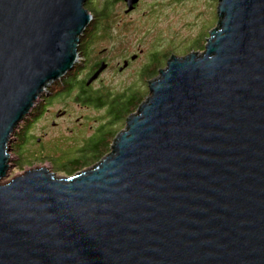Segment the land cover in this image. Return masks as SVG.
Returning <instances> with one entry per match:
<instances>
[{
  "label": "water",
  "instance_id": "95a60500",
  "mask_svg": "<svg viewBox=\"0 0 264 264\" xmlns=\"http://www.w3.org/2000/svg\"><path fill=\"white\" fill-rule=\"evenodd\" d=\"M86 2L0 0V264H264V0H218L204 52L171 56L94 167L1 184L20 123L77 62Z\"/></svg>",
  "mask_w": 264,
  "mask_h": 264
},
{
  "label": "rangeland",
  "instance_id": "374dc122",
  "mask_svg": "<svg viewBox=\"0 0 264 264\" xmlns=\"http://www.w3.org/2000/svg\"><path fill=\"white\" fill-rule=\"evenodd\" d=\"M89 1L90 5H95L98 8L105 2V0H87V2ZM114 3L110 5L109 14L103 20V23L106 22L107 29L104 30L105 32L96 33L93 42L87 46L89 48L84 49L86 56H83L82 52L78 54L75 64H79V70L72 75V80L85 81L95 62L99 59L107 60V64H109L107 69L103 70L98 79L93 81L88 88L92 95H102L100 98L105 104L100 108L94 104H90L88 108H80L73 102L72 98L76 95L74 90L73 93L64 97V101L60 98L54 100V110L65 106L70 113L69 117L60 119V125L52 128L50 125L48 126L50 121L46 117L49 114L46 113L44 115L46 121L42 119L30 131L39 134V128L47 126V130L52 132L54 137L58 136L61 139L57 145L46 151L56 155V160L50 162L56 168L61 169L62 165H65L64 160L75 157L77 151L80 152L86 146H90V139L99 133L102 126H105L103 140L107 139L113 130L120 132L124 129L126 120L106 126L111 120V116L108 115L109 103L111 104L112 100L119 97L126 96L115 104V106L119 104L118 107L126 111L128 100L132 95L138 97V95L145 94V99L149 97L148 84L159 74L151 79L146 78L144 68L151 62V56L154 53L162 56L160 70L166 67L168 59L165 58V55L183 57L191 52L201 55L204 52L210 31L217 26L219 21L218 0H139L136 8L127 14L124 13L126 5L123 1ZM133 56H135L134 59L131 58ZM124 60L129 64L122 68ZM118 67H121L122 70H118ZM61 80L51 84L42 96L48 94L52 85ZM57 89L59 88L56 87ZM78 117L81 118L80 124L74 121ZM24 136L25 133L19 136V139L23 140ZM114 140L105 156L110 153ZM45 156V159H48V155L45 154ZM99 161L84 167L79 172L94 167ZM13 167L8 171L7 177L1 181V184L31 169L22 167L14 169ZM39 167L47 168L52 172L48 163L32 168ZM54 175L56 177L71 176L69 173L66 175L63 172Z\"/></svg>",
  "mask_w": 264,
  "mask_h": 264
},
{
  "label": "flooded vegetation",
  "instance_id": "af4514ba",
  "mask_svg": "<svg viewBox=\"0 0 264 264\" xmlns=\"http://www.w3.org/2000/svg\"><path fill=\"white\" fill-rule=\"evenodd\" d=\"M124 2V0H121ZM125 3V2H124ZM137 6V4H136ZM134 7V9L136 8ZM135 58V56H133ZM132 58V57H131ZM105 59H99V61L95 62L92 65L91 73L86 77V80H72L70 83L67 84V86L72 87V93L75 90V94L73 96V102L77 104L80 108H88L90 107V103L84 102L82 97L79 95L82 93V91H86L89 86H86V81L94 74V72L99 68V65L101 62H105L107 64V60ZM86 61V58H85ZM124 62L127 63L126 67L128 66V61L124 60ZM109 65V64H107ZM108 67V66H107ZM121 67H118V70H120ZM107 69V68H106ZM84 85V86H83ZM82 86V87H81ZM66 89L62 85L61 88L56 90V87L49 91L48 94L41 96L40 100L36 103L33 110L30 112L29 116H27L19 125V127L16 130V134L13 138V141L10 144L9 148V170L14 166V169H17L19 167L22 168H32L39 165H42L43 163H48L50 167L52 168V173L56 174L59 172H63L66 175L70 172L72 169V161L77 158L76 156L81 155L80 152H76V156L73 158H67L64 160L65 165H62L63 167L61 169L56 168L55 166L50 163L51 161L54 162L56 160V155L49 154L46 152L48 149L52 148L53 146L57 145L58 142L61 140L58 136L54 137L53 133L49 132L47 130V126H41L39 128V134H35L33 132H30L33 128V126L37 123H39L42 119L46 121V118L50 121L48 126L50 125L52 128H55L56 126H59V120L65 117H69L70 113L68 111L67 107H62L61 109L54 110L55 107V99H61L64 101V97L62 95V90ZM89 90V89H88ZM80 98V100H78ZM63 112V114H62ZM109 112V111H108ZM48 113L49 116L44 119V115ZM110 115V112L108 113ZM81 118L74 119L77 124H80L79 121ZM50 127V128H51ZM25 133V136L23 140L19 139V136H22V134ZM88 141V140H87ZM46 155H48V159L46 158ZM21 168V169H22ZM79 172V171H77ZM76 172V173H77Z\"/></svg>",
  "mask_w": 264,
  "mask_h": 264
},
{
  "label": "trees",
  "instance_id": "16d2710c",
  "mask_svg": "<svg viewBox=\"0 0 264 264\" xmlns=\"http://www.w3.org/2000/svg\"><path fill=\"white\" fill-rule=\"evenodd\" d=\"M120 1L121 0H105V2H103L100 8H98L95 5L93 6L90 5L91 4L90 1L86 3V9L92 14L94 20L85 30L83 36L80 38V43L78 45V54L82 52L83 56H86L84 53V49L87 48L89 43L93 42L96 33L101 31L105 32L104 30L107 29L106 22L103 23V20H105V18L109 14V9L111 7L110 5H113L112 3L114 2L117 3ZM161 57L162 56L157 53H154L151 56V62L144 68V74L146 78L151 79L159 74L160 66H161L160 60H163ZM165 58L169 60L171 56L165 55ZM78 70H79V64H75L73 70L71 72H68L60 82H58L55 85H52L50 90H53L55 87L61 88V86L63 85L64 88L66 89L62 90L63 94L61 96L63 97L68 96L72 92V87L69 85L67 86V84L72 80V75ZM79 95L83 98L82 100L84 102L94 104V106H97V108H100L102 105L105 104V102L102 101V98H100L102 97V95L99 96L92 95L88 89L86 91L85 90L82 91V93H80ZM125 97L126 96L119 97L118 99L112 100L111 104L109 103L110 107L108 111L110 112L111 120L109 121V124L106 126L112 125L116 122L121 123L122 121H125L132 113L137 111L140 104L145 100V94L143 96L138 95V97H133L132 95L128 100V109L126 111H123L122 108L118 107L120 106L119 104H117L116 106L115 104L118 103L119 101H122ZM132 98H136V99L133 100ZM78 100H80V98H78ZM104 127L105 126H102V128H100L101 130H99V133H96L94 135V138L91 137L92 138L90 139L91 144L89 143L90 146L89 145L86 146V148H84V150L81 151L80 153L81 155H79L77 158H75L72 161V169L69 172L71 176L76 174L77 171L83 169L84 167L99 161L108 152L110 145L112 144V141L115 139L119 131L113 130L109 134V137L107 139L104 138L103 140V137L105 136Z\"/></svg>",
  "mask_w": 264,
  "mask_h": 264
},
{
  "label": "bare ground",
  "instance_id": "6f19581e",
  "mask_svg": "<svg viewBox=\"0 0 264 264\" xmlns=\"http://www.w3.org/2000/svg\"><path fill=\"white\" fill-rule=\"evenodd\" d=\"M37 103V102H36ZM36 103H35V105H36ZM35 107V106H34Z\"/></svg>",
  "mask_w": 264,
  "mask_h": 264
}]
</instances>
